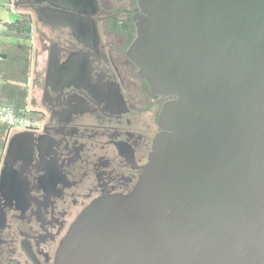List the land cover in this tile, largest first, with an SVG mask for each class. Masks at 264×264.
Segmentation results:
<instances>
[{
	"label": "water",
	"instance_id": "obj_1",
	"mask_svg": "<svg viewBox=\"0 0 264 264\" xmlns=\"http://www.w3.org/2000/svg\"><path fill=\"white\" fill-rule=\"evenodd\" d=\"M136 1L128 55L171 98L133 189L91 202L54 264H264V0ZM27 3L72 28L99 6ZM70 71L51 54L48 81Z\"/></svg>",
	"mask_w": 264,
	"mask_h": 264
},
{
	"label": "flooded vegetation",
	"instance_id": "obj_2",
	"mask_svg": "<svg viewBox=\"0 0 264 264\" xmlns=\"http://www.w3.org/2000/svg\"><path fill=\"white\" fill-rule=\"evenodd\" d=\"M98 1L84 27L39 22L42 64L33 58L34 32L30 39L24 72L42 125L10 129L0 139V182L6 166L9 174L0 185V264H54L62 239L91 202L133 189L160 131L159 113L171 97L152 94L128 55L137 5L118 11ZM20 4L28 7L27 0ZM51 54L68 64V77L48 81Z\"/></svg>",
	"mask_w": 264,
	"mask_h": 264
},
{
	"label": "trees",
	"instance_id": "obj_3",
	"mask_svg": "<svg viewBox=\"0 0 264 264\" xmlns=\"http://www.w3.org/2000/svg\"><path fill=\"white\" fill-rule=\"evenodd\" d=\"M23 1L19 0L18 4ZM33 32L31 17L23 14L21 20L11 25L6 33L2 53L6 54L7 58L0 59V104L14 108L19 114L41 117L39 111L26 110L28 89L21 83L28 77L26 69L24 72V60L29 57L30 48L26 42L31 39ZM21 65L22 68L19 69ZM18 71L23 72V75L19 76ZM6 129L5 126H0V139L4 137Z\"/></svg>",
	"mask_w": 264,
	"mask_h": 264
},
{
	"label": "built area",
	"instance_id": "obj_4",
	"mask_svg": "<svg viewBox=\"0 0 264 264\" xmlns=\"http://www.w3.org/2000/svg\"><path fill=\"white\" fill-rule=\"evenodd\" d=\"M17 5L18 2H15L14 0H0V10H13ZM13 24L14 22L8 17L5 19L0 18V53H2L1 48L3 45V38ZM41 125V117L19 114L14 108L0 104V126H5L7 131L13 128L15 131L39 130ZM6 132L4 133V136L6 135Z\"/></svg>",
	"mask_w": 264,
	"mask_h": 264
},
{
	"label": "rangeland",
	"instance_id": "obj_5",
	"mask_svg": "<svg viewBox=\"0 0 264 264\" xmlns=\"http://www.w3.org/2000/svg\"><path fill=\"white\" fill-rule=\"evenodd\" d=\"M15 2H18L19 0H14ZM111 1L114 6H115V10L118 11H122V9H124L125 7L129 8V9H134L136 7V3L135 0H109ZM132 9V10H133ZM23 14H27L31 17L32 19V26H33V30H34V38H33V48H34V54H33V58L35 60H37L39 62V64H42L44 62V55L45 53L43 51L40 50V42L37 40L38 37L37 35L41 33V31L44 30V27H42V25L39 23L40 21L37 18V15L35 14V12H33V10H31L30 8L18 4L13 10H4L1 9L0 10V18H9L12 22H17L19 20H21L22 15ZM28 46H30L31 44V40H27ZM31 90V89H30ZM30 92V93H29ZM28 92V105L29 107H31V109H39L38 105H37V98L33 95L32 91ZM30 95V96H29ZM12 130H15L14 128Z\"/></svg>",
	"mask_w": 264,
	"mask_h": 264
},
{
	"label": "crops",
	"instance_id": "obj_6",
	"mask_svg": "<svg viewBox=\"0 0 264 264\" xmlns=\"http://www.w3.org/2000/svg\"><path fill=\"white\" fill-rule=\"evenodd\" d=\"M5 38H6V36L3 38V42L5 41ZM27 46H28V43H27ZM2 47H3V45H2ZM29 47V46H28ZM30 48V47H29ZM1 50H2V48H1ZM6 59V58H5ZM19 72V71H18ZM17 73V72H16ZM20 73H21V71L19 72V73H17V74H19V76H20ZM21 83H23V84H27V80L26 81H22ZM27 86V85H26ZM29 91H31V90H28V92ZM30 93V92H29ZM33 93V92H32ZM33 95L37 98V96L33 93ZM30 96V95H29ZM28 98L29 97H27V104H26V110H28V111H33V112H36V111H39V109H37V110H35V109H31V107H29V105H28Z\"/></svg>",
	"mask_w": 264,
	"mask_h": 264
}]
</instances>
